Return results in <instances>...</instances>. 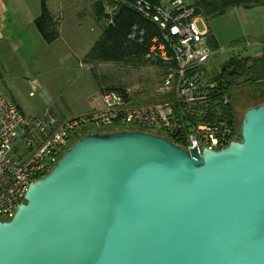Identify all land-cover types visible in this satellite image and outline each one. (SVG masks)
<instances>
[{"label":"water","instance_id":"95a60500","mask_svg":"<svg viewBox=\"0 0 264 264\" xmlns=\"http://www.w3.org/2000/svg\"><path fill=\"white\" fill-rule=\"evenodd\" d=\"M0 264H264V104L218 151L78 138L0 221Z\"/></svg>","mask_w":264,"mask_h":264},{"label":"built area","instance_id":"2783aa9c","mask_svg":"<svg viewBox=\"0 0 264 264\" xmlns=\"http://www.w3.org/2000/svg\"><path fill=\"white\" fill-rule=\"evenodd\" d=\"M134 9L161 34L152 39L147 58L158 63L153 69L162 79L156 96L165 99L145 100L128 90H108L101 92L99 111L60 119L46 110L26 118L0 91V221L14 216L28 187L48 174L73 142L89 131L176 134L185 139L186 148L196 146L199 152L224 149L237 138L227 122L208 123L203 118L205 73L215 53L208 44L209 33L198 29L205 19L187 0L158 6L136 0Z\"/></svg>","mask_w":264,"mask_h":264},{"label":"rangeland","instance_id":"374dc122","mask_svg":"<svg viewBox=\"0 0 264 264\" xmlns=\"http://www.w3.org/2000/svg\"><path fill=\"white\" fill-rule=\"evenodd\" d=\"M94 1L46 0L58 20L59 38L48 44L35 32L31 48L21 47L16 53L7 51L2 55L7 66V85L25 104L27 114L41 113L46 109L68 118L93 113L103 106L100 88L119 85L145 100L159 98L156 91L162 76L150 66L135 69L101 63L93 65V68L83 62L102 35V29L91 15V2ZM198 29L213 34L219 43V50L208 64L210 70L219 69L224 62L240 53L260 55L264 47V6L229 10L207 19L204 24L198 23ZM2 72L5 75V68ZM37 83L39 89L34 90L32 85ZM0 91L6 92L2 82ZM246 94L248 90L245 88L234 92L235 99H239L236 104L239 129L246 111L241 101Z\"/></svg>","mask_w":264,"mask_h":264},{"label":"trees","instance_id":"16d2710c","mask_svg":"<svg viewBox=\"0 0 264 264\" xmlns=\"http://www.w3.org/2000/svg\"><path fill=\"white\" fill-rule=\"evenodd\" d=\"M135 1L95 0L91 2V15L99 28L102 29V35L84 57L83 62L85 64L113 63L135 69L148 66L153 68L158 65L155 61L148 59L147 55L152 39L161 34L155 24L136 12L134 9ZM145 1L153 6H158L173 0ZM187 1L196 8L197 13L206 21L235 8L264 6V0ZM35 27L46 43H53L59 38L57 21L46 0H41L40 16L35 21ZM134 27H137V31L134 30ZM141 31H144L143 35H140ZM134 32L137 36L132 38L131 35ZM140 38H142L141 42L139 41ZM208 44L215 52L219 50V43L211 33L208 37ZM205 86L203 91L207 95L205 102L207 115L203 116L204 121L216 124L222 121L227 122L236 130L237 138L234 140L239 139L240 129L237 123L238 112L236 111V104L239 99H235L234 92L242 88L248 90V94L244 95L241 101L246 110L264 104V47L260 55L253 56L240 53L224 62L219 69L206 70ZM108 90L123 92L125 88L113 86L101 90V92ZM159 99L165 98L160 97ZM224 99H227V102ZM166 138L182 148L187 147L185 139L176 134Z\"/></svg>","mask_w":264,"mask_h":264},{"label":"crops","instance_id":"0c3cea01","mask_svg":"<svg viewBox=\"0 0 264 264\" xmlns=\"http://www.w3.org/2000/svg\"><path fill=\"white\" fill-rule=\"evenodd\" d=\"M40 10H41V0H0V64L2 63V66L0 65V82H2L5 85V90H6V92L1 91V93L4 96H6L8 99L13 101L19 107L20 111L26 118L38 117L46 110L50 111V113H52L55 116H57V114H55L51 109H46L45 111L41 113L40 112L39 113L38 112H28L30 114L26 113L28 110L25 104L21 100H19L17 96L14 95L12 90L9 88L10 86L7 85V81L9 80L8 79L6 81L7 66H6L5 59L4 60L2 59L3 58L2 55H4L7 51H12L13 53H16V51H18L21 47L31 48V46L34 45L35 35L33 34H36L35 32H37L38 35L41 37V35L39 34V32L37 31L35 27V21L40 16ZM50 11L52 12L55 20L57 21V26H58V20L56 16L54 15V12L51 9ZM59 36H60V32H59ZM31 37H34V39L32 40ZM48 44H51V43H48ZM90 66H93V65H90ZM3 67L5 68V75L2 72V69L4 70ZM32 86L34 90L39 89L38 83ZM35 86L36 88H34ZM119 86H122V85H119ZM101 90H105V89L100 88V91ZM87 114H90V113H87ZM74 116H80V115H74ZM74 116H71V117H74ZM57 117L60 119L68 118L64 116H61V117L57 116Z\"/></svg>","mask_w":264,"mask_h":264}]
</instances>
